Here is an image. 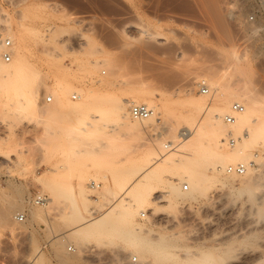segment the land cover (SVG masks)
<instances>
[{"label":"rangeland","instance_id":"1","mask_svg":"<svg viewBox=\"0 0 264 264\" xmlns=\"http://www.w3.org/2000/svg\"><path fill=\"white\" fill-rule=\"evenodd\" d=\"M208 1L212 0H0V32L6 34L3 30L7 24L14 28L25 25L27 66L38 72L33 83L44 93L34 107L24 110L1 86L0 203L13 199L18 186L24 189L27 210L40 196L47 198L45 205L36 204L43 219H26L22 224L13 216L9 225L0 220V264H41V253L44 264H65L53 244L63 235H67L64 252L76 259L67 264H138L141 258L162 264L113 232L118 227L117 234L140 229L147 235L145 229H155L151 222L141 219L142 211L150 213L147 208H135L126 219L112 213L108 223L112 231L108 233L98 231L87 237L73 232L86 219L105 217L120 202L118 197L127 182L151 166L141 154L146 147H137L139 142L154 143L159 156L173 154L170 148H160V142L170 141L169 134L162 140L158 136L168 122L142 127L138 139L129 136L122 155L109 157L108 147L98 143L101 135L91 131L88 135L93 140L88 143L82 131L69 134L66 129L74 124L69 117L76 114L66 107L81 101L73 99L78 90L89 88L101 94H117L121 100L147 95L159 106L173 102L190 86L195 95H203L199 86L205 83L211 88L209 83L216 74L223 75L225 86L245 87L249 96L264 101V0H215L228 18V36L214 25ZM15 45L14 41L13 58ZM195 81L202 83L196 86ZM61 86L68 91L58 101L48 89ZM48 96L54 97L52 103L45 102ZM204 96L208 102L212 100L211 93ZM52 145L64 151L55 156L59 162L54 174L47 175L40 167ZM180 149L192 152L190 147ZM253 152L260 155L257 159L264 171V149ZM168 174L177 176L175 172ZM168 179L153 177L152 181L155 186H164ZM93 182L96 188H92ZM213 188L208 193L212 202L223 201L213 216L218 224L208 230L216 233L214 242L210 241V231L206 232L210 233L206 242L187 238L184 245H217L225 241L228 229L241 239V228L249 219L248 199ZM83 195L93 197V202L85 206ZM72 198H76L77 213L86 219H77ZM212 202L198 199L188 207L166 210L180 216L182 227L194 228L198 227L192 215L196 210L201 220H213L208 205ZM204 223L207 227L208 222ZM174 228H180L179 224L160 226L155 232ZM72 246L76 252L68 250ZM135 255L140 259L137 263L133 262Z\"/></svg>","mask_w":264,"mask_h":264},{"label":"bare ground","instance_id":"2","mask_svg":"<svg viewBox=\"0 0 264 264\" xmlns=\"http://www.w3.org/2000/svg\"><path fill=\"white\" fill-rule=\"evenodd\" d=\"M207 7L211 10L214 25H217V28L228 36V18L224 10L219 7L215 0L208 1ZM4 28L3 31L9 34L11 41L13 43L15 41L16 50L13 58L14 46L10 49L13 58L10 63L5 62L2 56L3 50H0V89L1 86L2 88L5 86L6 92L11 93L12 98H9L18 101L20 108L29 110L32 106L34 107L38 98L44 93L36 88L35 83H33L39 77L38 72L30 71L27 66L25 25L20 24L14 28V26L7 24ZM200 83L202 82L195 81L194 85L198 86ZM225 84L223 75L216 74L209 83L212 96L210 102L204 94L195 95L193 86H190L182 94L180 93L173 102L167 101L158 104L159 106H156V102L147 95L133 100H121L117 94L109 92L101 94L91 88L78 90L76 96L81 101L73 104L68 103L69 106L66 107L72 114H76L69 117L74 121V124L66 129L70 135L82 131L85 137L84 142L92 143L93 138H89L88 133L94 131L93 133L96 135H101L98 138V143L108 147L110 156L108 152L105 153L109 157L114 153L120 156L130 138L129 136L138 139L142 127L150 126L155 122L157 124L168 122L158 136L159 140H162L165 138L164 134H169L171 139L168 143L160 142V148H170L174 151L173 154L164 153L159 156L154 143L139 142L138 146L136 144L139 148L146 147L141 154L146 155L143 157H147L151 166L137 173L131 181L127 182L128 186H124L122 194L118 197L121 199L120 202L114 205L103 218L95 221L86 219L80 215L81 213H77L79 211L78 204L76 198H72V204H74L72 207H77V211L76 207L74 211L77 215L72 214V216H78L77 219L80 218V220L86 219L81 222L77 230L74 229L73 233L87 237L98 231L108 233L112 231L108 228L112 213L114 216H122L126 219V216H129L135 208H147L150 214L148 220L144 222H151L152 227H154V219L156 220L157 217L163 215L158 219L166 222L167 226L169 223H178L180 228H174L170 231L159 229L160 231L155 232L156 227H154V230L145 229L148 232L147 235L142 234L143 230L140 229L121 231L120 234H117L118 227L113 228V232L134 245L136 249L156 257L162 264H264V171L263 166L260 165L261 162H258L261 159L260 155L253 152L259 147L264 149V111L262 109L264 101L260 98L261 101L258 100L255 96H252L253 98L251 95L249 96L245 87H237L238 85L227 87ZM48 91H51L55 99L59 101L68 91V88L61 86L59 89H48ZM233 101L241 103L245 109L240 114H234L236 117L234 124H228L225 117L233 114L232 107L230 110ZM134 103H144L154 110V115L148 120H144V123L134 119L130 114V106ZM165 116L169 117V121L165 119ZM231 127L235 132L229 131ZM181 144L183 145L181 146ZM181 147H190L192 152H182L180 151ZM239 163L246 168L243 175L228 171L229 164L237 165ZM174 172L177 173V176L172 178L173 176L168 173ZM162 176L169 177L168 181H165L166 184L155 186L152 178H162ZM118 183H122V181H118ZM94 184L93 182L92 188H96V184ZM185 184L189 185V191H184L183 186ZM179 185L182 186L184 192L180 191ZM216 186L222 194L228 192L238 196H246L248 199L250 204V208H247L249 219L241 228V239L234 237L231 229H228L225 231V241L217 243V245L215 243L184 245L187 238L197 242L207 240L208 236L206 235L208 233L206 234V232H210L218 224L213 216L222 208H219V203L222 204L223 202L220 201L222 198L220 200L213 199L214 202H212L211 196H208L212 187L216 188ZM18 187L14 188L17 192L16 195L14 192L13 199L8 200V195H6L5 198L8 201L0 203V220L2 223L9 225L12 223L13 216L18 221V216L21 214L18 215L17 213L20 211L27 221L43 219V214L41 216L38 207H36L37 199L34 203H30L31 205L27 210L24 189ZM82 198L83 201H86L85 206L87 202L94 200L91 196L87 198L83 195ZM198 199L212 202L208 205H210L211 216L213 217V220L209 217H207L209 220L206 218V221H204L205 219L201 220L200 215H195V212L198 211L196 210L192 215L198 217L195 218L198 221V227H182L180 216L166 210L167 207L170 209L188 207L190 202H196ZM208 207L206 206V208ZM191 211L193 212V210ZM201 218L203 217L201 216ZM24 221H20V223L24 224ZM204 222H208L207 227H205ZM210 228L212 229L208 231ZM215 237L216 233L211 231L210 241L214 242ZM260 238L262 241L259 240ZM256 240L259 241L255 242ZM66 241L67 235L58 237L53 243L55 244V251L65 264L74 263L76 259L70 258L64 252ZM70 248H68L69 251ZM242 248L244 249L239 251ZM73 249V252H76V248L73 247ZM42 254H40L41 264L46 263ZM135 257L137 261L140 260L135 255L133 262ZM138 264L156 263L141 258Z\"/></svg>","mask_w":264,"mask_h":264},{"label":"built area","instance_id":"3","mask_svg":"<svg viewBox=\"0 0 264 264\" xmlns=\"http://www.w3.org/2000/svg\"><path fill=\"white\" fill-rule=\"evenodd\" d=\"M14 46V43L11 41V39L9 37H6L5 35H3L2 32H0V50H3V59L5 60V62L10 63L12 61V53L10 51V49H12V47ZM201 89V91L203 92V94H210V89L207 86V84L202 83L199 86ZM73 99L76 100L77 96L74 95ZM54 101V97L52 96H48L45 99L46 103H52ZM244 106L241 103H234L232 105V112L233 114L227 115L225 117V121L228 124H234L236 122V117L234 114H240L242 112H244ZM154 110L152 108H150L149 106L145 105V104H132L130 106V114L131 116L139 121H144V120H148L149 118H151L154 115ZM172 148V147H171ZM246 168L244 165L242 164H237V165H230L228 166V171L229 172H237L239 174H244ZM95 185V184H94ZM184 191H189V185L185 184L183 186ZM47 201L46 197H39L36 200V204L37 205H43L45 204V202ZM149 212L148 211H143L141 213V219L143 221H147L148 220V216H149ZM19 221H24L25 220V216L24 215H20L18 216ZM162 217V216H161ZM161 217H157L156 220L154 219V227L159 228V226H167L166 222H162L160 219ZM172 224H169L168 227H171ZM70 251H74L73 247L70 248ZM137 258H134V263H137Z\"/></svg>","mask_w":264,"mask_h":264},{"label":"crops","instance_id":"4","mask_svg":"<svg viewBox=\"0 0 264 264\" xmlns=\"http://www.w3.org/2000/svg\"><path fill=\"white\" fill-rule=\"evenodd\" d=\"M64 151L63 148H59L58 146L52 145L48 146L45 151V164L40 167L41 171H44L47 175L49 173L54 174V167L58 164L59 159L55 158V156L60 152ZM50 163V164H49Z\"/></svg>","mask_w":264,"mask_h":264}]
</instances>
